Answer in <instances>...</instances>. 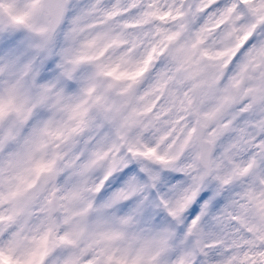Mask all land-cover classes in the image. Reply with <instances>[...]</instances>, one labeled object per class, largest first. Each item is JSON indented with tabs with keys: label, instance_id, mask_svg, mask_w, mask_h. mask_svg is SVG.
<instances>
[{
	"label": "clouds",
	"instance_id": "clouds-1",
	"mask_svg": "<svg viewBox=\"0 0 264 264\" xmlns=\"http://www.w3.org/2000/svg\"><path fill=\"white\" fill-rule=\"evenodd\" d=\"M0 264H264V0H0Z\"/></svg>",
	"mask_w": 264,
	"mask_h": 264
}]
</instances>
